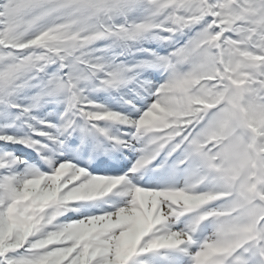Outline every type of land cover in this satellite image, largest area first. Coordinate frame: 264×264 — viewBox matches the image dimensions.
<instances>
[{"label":"snow or ice","instance_id":"6c2138e0","mask_svg":"<svg viewBox=\"0 0 264 264\" xmlns=\"http://www.w3.org/2000/svg\"><path fill=\"white\" fill-rule=\"evenodd\" d=\"M0 264H264V0H0Z\"/></svg>","mask_w":264,"mask_h":264}]
</instances>
